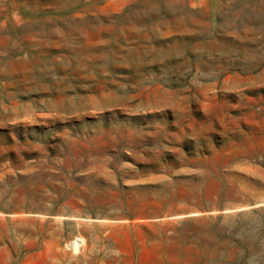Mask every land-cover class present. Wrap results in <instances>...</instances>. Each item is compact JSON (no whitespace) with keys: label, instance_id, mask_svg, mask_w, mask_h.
I'll return each instance as SVG.
<instances>
[{"label":"rangeland","instance_id":"1","mask_svg":"<svg viewBox=\"0 0 264 264\" xmlns=\"http://www.w3.org/2000/svg\"><path fill=\"white\" fill-rule=\"evenodd\" d=\"M0 264H264V0H0Z\"/></svg>","mask_w":264,"mask_h":264},{"label":"bare ground","instance_id":"2","mask_svg":"<svg viewBox=\"0 0 264 264\" xmlns=\"http://www.w3.org/2000/svg\"><path fill=\"white\" fill-rule=\"evenodd\" d=\"M53 32V31H52ZM53 34V33H52ZM83 68V67H82ZM76 244V243H75Z\"/></svg>","mask_w":264,"mask_h":264},{"label":"crops","instance_id":"3","mask_svg":"<svg viewBox=\"0 0 264 264\" xmlns=\"http://www.w3.org/2000/svg\"><path fill=\"white\" fill-rule=\"evenodd\" d=\"M71 245H72V243H71Z\"/></svg>","mask_w":264,"mask_h":264}]
</instances>
